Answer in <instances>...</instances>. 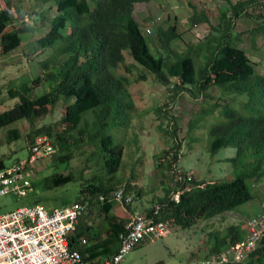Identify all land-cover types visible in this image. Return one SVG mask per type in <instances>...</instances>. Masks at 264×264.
I'll list each match as a JSON object with an SVG mask.
<instances>
[{
    "label": "trees",
    "instance_id": "obj_1",
    "mask_svg": "<svg viewBox=\"0 0 264 264\" xmlns=\"http://www.w3.org/2000/svg\"><path fill=\"white\" fill-rule=\"evenodd\" d=\"M152 1L38 0L39 11L32 10L33 18L25 11H29L28 6L16 9L13 0H0L1 56L18 50L26 34L38 32L40 36L31 48L34 53L40 52L35 64L42 72V76L31 75L14 82L6 93L0 86V107L9 102V107L0 112V129L21 122L36 127L40 120L54 114L60 103L65 104L62 120L37 128L29 138L30 144L38 136L50 138L59 149L61 165L68 166L77 151L87 154L86 161L96 165L94 175L85 180L76 199L89 204L90 213L80 219L70 236L71 248L81 252L88 264H102L115 255L132 222L113 213L119 202L117 192L123 190L135 200L144 196L134 184L137 163L130 179L125 175L126 149L132 143L128 131L138 115L131 90L135 81L153 80L168 89V102L156 114L159 120L169 122L167 126L161 123L160 129L176 140L170 150L156 158L165 179L163 184L171 179L173 187H165V195L154 197L151 207L142 212L152 214L154 207L161 205L157 218L168 224L169 232L175 228L192 229L201 221L221 217L251 202L254 196L248 181L258 183L264 178V75L258 73V64L243 49L244 33L236 27L239 21L254 22L256 27L250 33L256 47L258 37L264 38V0H224L216 26L204 9L188 3L192 9L191 29L212 25L197 43L186 42L177 17L169 26L150 24L149 35H145L136 17V6ZM42 3L49 6V11L43 10ZM145 21L152 22L150 18ZM126 52L133 64L127 63ZM40 85L46 87L42 94L37 92ZM214 91L219 92L225 104L212 103ZM184 94L206 102L190 120V134L200 129L202 118L216 114L221 117L210 130V153L216 157L222 150H235L236 162L247 163L236 178L201 181L179 167L182 144L178 142L179 130L170 120L177 121L171 112L175 101ZM19 133L13 129L9 135L19 139ZM133 143L139 141L135 139ZM5 167L6 162L0 160V169ZM180 171L185 176L192 175L193 180L177 181ZM74 181L78 180L72 173H54L45 179L44 188L55 189ZM174 192H180L179 202L171 199ZM93 209L103 213L97 227L92 224ZM256 219H262L264 225V212L250 219L248 227ZM238 229L234 226L227 237H217L211 255L221 258L231 247L242 244L246 238ZM249 258L247 264H264V237Z\"/></svg>",
    "mask_w": 264,
    "mask_h": 264
},
{
    "label": "rangeland",
    "instance_id": "obj_2",
    "mask_svg": "<svg viewBox=\"0 0 264 264\" xmlns=\"http://www.w3.org/2000/svg\"><path fill=\"white\" fill-rule=\"evenodd\" d=\"M234 2L237 0H233ZM224 0H154L150 3L136 6V17L141 24L143 33L149 35L150 24H163L169 26L174 23L177 17L180 32L186 42L197 43L205 38L211 31V24H202L195 29H191L190 16L192 9L188 3H192L200 9H204L211 22L216 26L219 22V14ZM38 0H13L15 8L28 6L30 17L35 18L32 10L37 9ZM44 11H49V6L41 4ZM262 8L261 11H263ZM23 16V15H22ZM150 18L151 23L145 20ZM29 18L27 19V21ZM31 22V21H30ZM19 24V22H17ZM239 33H244L242 47L251 60L258 64V73L264 75V38L258 37L256 47L253 46L251 33L256 26L252 21H239L236 24ZM151 29V28H150ZM40 36L26 34L22 46L7 56H1L0 50V86L5 93L14 84L24 77L42 76L40 68L35 64L38 53L31 48L32 43ZM152 53L156 55L154 47L149 43ZM180 48L185 49V45ZM127 63L133 64V59L126 52ZM46 89L45 85H40L38 94H42ZM138 106V115L135 118L133 128L128 131V140H132L131 147L127 146L125 155V175L130 179L133 174L132 167L135 163L134 174L137 181L134 183L143 190L142 199L134 200V203L126 204L115 201L113 213L121 215L123 218L131 219L133 211L129 208H136L142 212L144 208H150L156 196H164V188L173 187V180H165L156 166V158L162 156L166 151L175 145L176 140L172 135L166 134L160 129L161 123L165 126L168 120L158 118L156 110L167 101V88L153 80L148 82L135 81L131 87ZM214 100L212 103L225 104L224 99L219 96L218 91L212 92ZM242 99H238V104ZM204 99L194 100L189 94H184L175 101L171 115L177 121L170 120L179 130L178 142L182 144L179 167L192 173L198 180H224L229 181L236 178L242 172L247 163L238 164L236 162V151L233 149L222 150L216 157L210 153L211 137L210 130L213 124L221 120L216 115L206 116L201 119V127L195 133L190 134L188 125L204 107ZM13 104V103H12ZM9 107L6 102L0 107V112ZM65 104L60 103L51 116L40 120L33 127L30 122H21L13 126L0 129V160H4L7 166L24 160L28 156V149L31 143L29 138L33 131L44 125L56 123L63 119ZM19 130L20 138L17 139L9 135L10 130ZM137 139L139 143L133 141ZM56 153L51 157L41 160L37 165V177L33 178V187L28 192H12L7 196L0 197V214L12 212L23 205H31L39 202L48 209L63 207L65 204L76 202L77 195L81 190L85 180L92 178L96 165L86 161V155H81L80 151L74 152V158L68 166L59 164L60 152L55 147ZM251 161V160H250ZM54 173L64 176L72 173L78 181H74L66 186L55 189H45V179ZM166 176L172 178L169 172ZM254 199L240 206L234 212L226 213L221 217L209 221H201L192 229H172L163 238L147 241L130 252L124 264H215L219 260L217 256L211 255L212 247L216 243L217 237H227L231 234V228L237 226L238 233L247 238L250 219L262 215L264 212V178L258 183L248 181ZM146 194V195H145ZM135 199V197H134ZM99 208V207H98ZM89 210V207H88ZM86 211L88 215L90 211ZM139 212V213H141ZM146 213V212H142ZM92 224L98 226L103 220V213L100 209H93ZM250 259V258H249ZM244 263H249L250 260ZM217 260V261H216Z\"/></svg>",
    "mask_w": 264,
    "mask_h": 264
},
{
    "label": "built area",
    "instance_id": "obj_3",
    "mask_svg": "<svg viewBox=\"0 0 264 264\" xmlns=\"http://www.w3.org/2000/svg\"><path fill=\"white\" fill-rule=\"evenodd\" d=\"M55 153L51 139L38 136L29 145L27 158L0 169V197L12 192H28L33 185L32 179L37 177L38 163ZM192 180V175L185 176L183 171L178 173L177 181ZM171 199L179 202L180 192H174ZM116 200L130 205L134 203V196L120 190ZM88 207L89 204L81 202L56 209L33 204L0 214V264H88L81 252L71 248L70 242V236L76 231ZM160 211L161 205H156L152 214L137 213L127 228L119 251L102 264H124L127 255L137 247L166 236L169 226L158 220ZM263 237L262 219L250 221L245 241L231 247L215 264L248 260L249 255L258 249Z\"/></svg>",
    "mask_w": 264,
    "mask_h": 264
},
{
    "label": "crops",
    "instance_id": "obj_4",
    "mask_svg": "<svg viewBox=\"0 0 264 264\" xmlns=\"http://www.w3.org/2000/svg\"><path fill=\"white\" fill-rule=\"evenodd\" d=\"M131 211H133V215H132V217H131V221H133V219H134V217H135V215H136V213H139V212H141L140 210H138V209H136V208H129ZM118 215V214H117ZM123 215H124V213L123 214H121V215H118V216H120V217H122L123 218Z\"/></svg>",
    "mask_w": 264,
    "mask_h": 264
},
{
    "label": "clouds",
    "instance_id": "obj_5",
    "mask_svg": "<svg viewBox=\"0 0 264 264\" xmlns=\"http://www.w3.org/2000/svg\"><path fill=\"white\" fill-rule=\"evenodd\" d=\"M135 200V199H134ZM119 203H121V202H119ZM128 205V204H127ZM137 214V213H136ZM248 234V233H247Z\"/></svg>",
    "mask_w": 264,
    "mask_h": 264
}]
</instances>
